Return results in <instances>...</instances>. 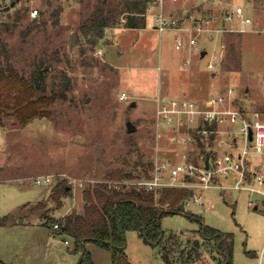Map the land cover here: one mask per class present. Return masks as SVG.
Returning a JSON list of instances; mask_svg holds the SVG:
<instances>
[{"label": "rangeland", "instance_id": "374dc122", "mask_svg": "<svg viewBox=\"0 0 264 264\" xmlns=\"http://www.w3.org/2000/svg\"><path fill=\"white\" fill-rule=\"evenodd\" d=\"M97 1L20 0L0 28L8 50V55L0 52V66L10 63L33 77L37 56L55 54V61L46 65L38 82L37 95L57 94L47 116L27 124L15 114L2 116L0 219H24L14 226L0 223V257L6 264H76L81 259L80 251H72L73 241L65 232L52 231L45 207L33 208L41 200H48L47 207L54 206L48 196L59 179L69 183L74 179V195L65 198L63 207L53 209L57 217L81 210L83 188L104 179L112 169L132 167L139 158L180 157L166 135L158 134L154 120L155 98L170 93L171 81L197 82L200 93H188L198 98L233 84L236 104L257 110L264 118V0H231L232 5L244 3L253 23L244 33H230L218 41L223 48L214 70L206 65L210 52L202 56L198 49L192 55L189 49L178 50L169 32L154 28L150 16L144 26L117 23L108 27L93 48L79 25ZM31 5L39 8V15L44 11L45 23L28 30ZM58 5L59 16H52ZM73 33L76 40L71 44ZM231 44H235L234 51ZM233 54L237 59L231 58ZM212 71L216 74L211 75ZM62 72L70 81L62 78ZM122 91L129 101L120 98ZM133 100L136 105L131 106ZM130 123L135 130H129ZM188 147L196 158L207 152L206 148L202 152L196 146ZM258 160L249 161V175L264 169V158L260 166ZM41 174H53L55 179L37 184L34 178ZM136 179L125 178L127 184ZM203 195L204 203L188 198L182 212L162 216L164 237L158 245L129 230V259L134 264H219L218 244L203 234L208 225L234 233L233 264H264V198L247 189L220 187H211ZM88 248L95 264H112L109 249L93 243Z\"/></svg>", "mask_w": 264, "mask_h": 264}, {"label": "built area", "instance_id": "2783aa9c", "mask_svg": "<svg viewBox=\"0 0 264 264\" xmlns=\"http://www.w3.org/2000/svg\"><path fill=\"white\" fill-rule=\"evenodd\" d=\"M19 1L0 0V28ZM230 2L147 0L144 14L151 17L154 28L160 33L172 34L178 50L193 52L198 49L202 54L206 48V53H211L207 68L214 70L223 48L222 43L218 47V41L230 33H244L246 27L253 23V16L244 3L232 5ZM29 14L32 18L38 16L39 8L31 5ZM125 21L126 17L122 16L121 23ZM102 51L99 47L98 53ZM186 59L190 61V57ZM156 97L154 120L157 131L160 130L158 134L166 135L176 156L180 157L159 158L157 155L151 175L132 180L130 184L154 191L162 187H187L191 189L189 198L199 203H204L203 193L211 187L247 189L264 198V169H256L251 175L248 172L250 160L256 162L261 156L256 163L260 166L264 158V118L259 111H248L236 104L237 93L233 84L225 91L206 97L188 94H158ZM120 98L129 101L126 91L121 92ZM250 131L253 132L252 137ZM200 142L204 143L208 153L203 152ZM189 145L192 149L194 146L201 149L200 158L192 156ZM54 179L53 174H41L34 181L44 184L52 183ZM73 181L71 179L70 183ZM59 226L58 222L54 224L55 229Z\"/></svg>", "mask_w": 264, "mask_h": 264}, {"label": "trees", "instance_id": "16d2710c", "mask_svg": "<svg viewBox=\"0 0 264 264\" xmlns=\"http://www.w3.org/2000/svg\"><path fill=\"white\" fill-rule=\"evenodd\" d=\"M48 2L51 3V0ZM146 5L147 0H117L114 4H110L109 0H98L94 10L80 22L79 30L94 48L103 39L108 27L121 24L122 16L126 17V26H144ZM60 11L61 6L58 5L50 14L58 17ZM43 15L44 11L41 10L39 16L32 18L27 29L33 30L43 25ZM17 17L21 18V15ZM230 50H235V44H231ZM0 52L8 55L6 42L1 36ZM231 58L237 59V54ZM55 59V54L42 53L37 56L36 76L33 77L27 76L10 63L0 66V123L5 114H15L22 124L50 114L49 106L57 94L37 95V89L46 65L53 64ZM61 75L70 81L65 72ZM200 144L204 147L203 142ZM152 168L153 160L139 158L132 167L110 170L106 173L107 177L83 188L81 210L75 209L57 217L53 209L63 207L65 198L74 192L72 184L61 178L48 196V199L54 201V206L47 207L48 200H41L33 208L45 207L44 214L52 222V231L65 232L72 239V251L81 252V259L76 264H95L88 248L89 243L109 249L112 264H134L127 253V232L136 230L146 242L158 245L164 237L162 216L168 212H182L179 205L191 195V189L187 187H162L154 191L124 181L125 178L149 177ZM8 222L7 218L0 219L1 224ZM56 222L60 226L55 229ZM203 234L218 244L222 257L219 264H233L234 233L204 225ZM0 264L6 263L0 258Z\"/></svg>", "mask_w": 264, "mask_h": 264}, {"label": "crops", "instance_id": "0c3cea01", "mask_svg": "<svg viewBox=\"0 0 264 264\" xmlns=\"http://www.w3.org/2000/svg\"><path fill=\"white\" fill-rule=\"evenodd\" d=\"M147 9V5H146V8H145V10ZM146 17H148L147 15H145V25L147 24V18ZM151 18V17H150ZM151 22H152V20H151ZM153 23V22H152ZM124 24V23H123ZM169 35L171 36V37H173L172 36V34L171 33H169ZM172 41H173V39H172ZM191 54L190 55H192V52H190ZM189 56V55H188ZM216 74V72L215 71H212L211 72V75H215ZM189 81L187 82V81H185L184 83H181V82H175V81H171L170 82V85H168V92H170V93H166L167 95H182V94H188V95H191V94H189L190 92H193V94L195 95H198L199 93H200V91H201V89H200V87L198 86V84H196L197 82H194L193 83V81H191L190 79H188ZM197 88V89H196ZM178 90V91H177ZM177 92V93H176ZM182 93V94H178V93ZM189 92V93H188ZM194 95H191V96H194ZM194 97H196V96H194ZM73 195H74V192L72 193ZM258 206V205H257ZM22 223H24V219H21V220H19V221H11V220H9V222H8V225H11V226H14V225H19V224H22ZM1 258V257H0ZM2 259V258H1ZM219 262H221V261H219Z\"/></svg>", "mask_w": 264, "mask_h": 264}, {"label": "water", "instance_id": "95a60500", "mask_svg": "<svg viewBox=\"0 0 264 264\" xmlns=\"http://www.w3.org/2000/svg\"><path fill=\"white\" fill-rule=\"evenodd\" d=\"M15 2L13 1L12 2V4H14ZM75 40H76V34L75 33H73L72 34V40H71V44H74V42H75ZM205 45L207 46V42L205 43ZM208 50L205 48V49H203V51H202V56H204L205 54H206V52H207ZM134 105H136V101L135 100H133L132 102H131V106H134ZM135 126L134 125H131V123L129 124V130L130 131H133V130H135ZM252 131H250V137H252ZM258 206L257 205H255V208H257ZM184 208H185V201H182L181 202V204L179 205V209L180 210H184Z\"/></svg>", "mask_w": 264, "mask_h": 264}]
</instances>
